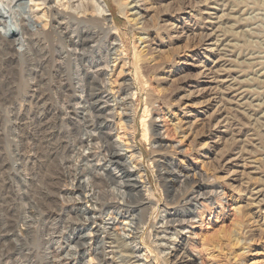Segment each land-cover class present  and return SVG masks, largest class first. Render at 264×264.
I'll return each instance as SVG.
<instances>
[{
  "label": "rangeland",
  "instance_id": "obj_1",
  "mask_svg": "<svg viewBox=\"0 0 264 264\" xmlns=\"http://www.w3.org/2000/svg\"><path fill=\"white\" fill-rule=\"evenodd\" d=\"M105 1L123 44L110 56L106 87V62L98 59L107 52L101 22L99 40L77 60L73 45L51 32V26L63 27L50 3L33 9L34 21L45 10L48 16L33 22L41 29L48 22L43 31L49 34L37 35L40 43L30 42L23 55L0 44V264L89 258V250L78 253L72 233L81 227L76 235L86 236L85 228L97 229L105 213H97V222L90 218L86 209L93 202L74 178L97 171L92 164L105 151L85 142L96 124H116L119 114L133 136L126 143L113 136L128 149L121 162L135 174L124 173L125 179L132 188L137 177L149 196L143 191L142 199L133 188L127 195L132 216L136 209L146 212L132 237L121 219L94 232L91 245L102 264H264V0ZM84 3L97 14L93 0ZM79 71L90 73V103L81 94ZM102 95L115 99L107 104L115 117L103 111ZM155 118L162 147L159 135L151 129L146 135L144 128ZM81 152L94 155L85 160ZM104 176L108 182L96 184L101 204L119 189ZM196 180L213 187L203 188L198 203L181 202L178 194ZM185 209L196 214L191 222H168ZM131 246L140 248L139 256Z\"/></svg>",
  "mask_w": 264,
  "mask_h": 264
},
{
  "label": "bare ground",
  "instance_id": "obj_2",
  "mask_svg": "<svg viewBox=\"0 0 264 264\" xmlns=\"http://www.w3.org/2000/svg\"><path fill=\"white\" fill-rule=\"evenodd\" d=\"M30 1H33L34 4L33 5L29 4L27 2V0H0V44L4 45V46L7 45V46L11 47L12 49H14L18 54L23 55V54H25L26 50L28 51V45H29L30 42L33 41L34 43H36V42L40 43V38H38L37 35L40 34L39 32H41V33L44 32L45 34L47 33L46 31H43V27L44 26L46 27L48 22L45 20V24L42 27V29L40 27L34 25L33 22L34 23L35 22L39 23L38 22L39 19H46V17H48V16H47L46 10H45L41 14V16H38L40 18L37 21H34L33 18H35L34 17L35 13H33V9H34V7H37L36 9H38V8L41 9V7H40L41 5H46V4L49 5V3H50V6H49L50 10L55 9V12H54L55 13L54 16H56L55 20H59V19H57V17L60 18L61 21L59 22V25H60L59 27L60 28L63 27V31L59 30L60 31L59 32L57 30V28L55 27V25L51 26L52 27L51 32H56L59 35L61 34L62 38L65 37L67 39L68 43L70 42L73 45L72 56H74V59L77 60L79 57L84 56V54L87 51V48L92 46L91 43L95 42V40L98 39L99 34L101 32L102 33L104 32L103 33L104 34L103 35L104 36L103 42H104V46H105V49H106L107 52H106V55H103L102 58L100 57L98 59L101 60V61H103L102 59H105V62H106L105 64H106V69L107 70L106 69H105L106 71L103 70L104 71V78L102 80V82H103L102 86L106 87V85H105L106 83H108V82L111 83V79L110 78L109 79L106 78V75L108 74V71L113 69V67L111 65L110 56L112 54H115V52L117 50H119L120 45L123 46V44L119 43V37L117 36V31H118L117 26L114 24L113 21L109 20L108 15L110 13V8H109L107 2L105 0H93L92 8H93L94 11H97V14L95 15V14L92 13V11H91V14H89L90 13V11L88 9L89 7L87 5H85L84 0H81V1L76 0V1H78L77 2L78 4L77 3L74 4L73 0H30ZM81 13H83L84 17H80V15H78V14H81ZM99 22L102 23V26H101L102 27V31L100 33H99V31L98 32L95 31L96 30L95 29L96 24L99 23ZM28 31L32 32L31 36H29V37L27 35ZM47 34H49V32ZM51 34L52 33H50V35ZM38 43L36 45H38ZM93 49H95V48H93ZM58 50H59V48H58ZM113 60H115V59H113ZM98 72L99 71H97L96 73H98ZM83 73H82V71L81 72L79 71V77L80 78H79V83L78 82L77 83L81 87V94H82L83 98L86 100V102H89L90 99L94 98L95 94H94V92L92 90H90V88L89 89L87 88L88 90L86 89V84H87L86 83V79H87L88 74H90V73L86 72V74L84 73V75H83ZM101 97H102V102L101 103H103V105H104V107L102 106V108L104 109L103 111L106 112L105 114L107 116H109V117L112 116V114H113V116L115 117L117 115V113H116L115 110H113L114 108H110L109 106H111V105L107 106V104L111 103L115 99L112 100L111 97H109L108 95H102ZM97 109H98V107H97ZM99 110H101V109H99ZM109 111H111L110 112L111 115L108 113ZM92 113H93V111H92ZM96 116H99V115L96 114ZM92 117L95 119V115L94 114H92ZM119 117L121 119L116 124L110 122L109 120H107L104 125L103 124H100V125L96 124V126L92 129L93 133H91V131L89 132L92 135L90 134V137L88 138L87 142H85L86 143V147H89V149L91 147H98V148L100 147L99 149H101V151H102V149H104L105 154H106V156H104V158L105 157L108 158L107 159L108 163L106 165H102L103 164L102 160L104 158L102 159V157H101V158L98 159L99 164H95V162H94V164H92V165L96 166L95 170H97V171H90L92 173V174L90 173L91 176L86 177L84 179L80 173H77L76 176H75L76 178H74L78 182L77 188L78 189H82L85 192L88 190L87 193H89V195L88 194L87 195H88V197L91 198L89 200L93 202L92 203L93 207L86 209V211L88 213H90V218L94 219V222H97L98 221V220L96 221V219L98 218L97 213L98 212L101 213V214L105 213V215L101 216V218L104 217L102 223L101 224H96L97 225L96 226L97 229H94V225H89L88 227L85 228V230L87 231L86 232V236L83 233V231L80 232V234L76 235V231H80L82 229L81 227L76 228L75 231L72 233V237L77 242V244H76L77 246L76 247L79 248V249H77L78 253L80 255H83V256L86 255L85 254V250H89L90 253H91L87 260H85V258H80L79 264H102L103 263V261H104L103 258H101V256L97 253V248H94L91 245V242H92V239H93L92 237H93L94 232L97 233L100 230H103V229L105 230L106 226L103 224L105 221H112L113 220L114 222H116V221L119 222L120 219H121L122 220L121 223L123 224L125 232L128 235V237L129 236L132 237L134 235V233H136V231L146 221L145 220L146 219V214H145L146 212L143 213L144 211L141 210V208L139 210L136 209V217L131 215V208L133 206L130 207L131 201H130V198H127V195L132 193L130 191L133 188V189H135L137 191V194L139 195L140 198L145 199V198H143V197H145V194H143V191L144 192L146 191V193H147L146 196L148 195V191H147V189H144L145 187H147L146 185H138L139 184V180L137 179V177L133 179V181H134L133 182L134 183L133 187L132 188H130V186L128 187V184H127L128 181L125 179L126 176H124V173L129 174V176H131V178L135 175L133 173V171L130 169L131 166L128 165L127 162H125V161L121 162L122 158H124V156H125L124 154L127 153L128 149L126 151H124V149L122 148L124 145H121L119 143V141H116V139L113 140V136L117 134L119 139L123 140V143L124 142L126 143L129 139L131 140L132 139L131 137H133V136L129 137V134H131V132H129L128 129L124 126V124L122 122L121 114H119ZM85 118H88V116L85 117ZM97 120H98V118H97ZM159 121H160L159 118L158 119L157 118L152 119L150 121V123L145 124L144 128H145V131H146V135L149 134V131H150L149 129H151L155 134L159 135V138L156 140V142L158 143V146L162 147L164 145V141H163V135L159 131L160 130V125L158 123ZM94 122H95V120H94ZM91 128H92V126H91ZM83 142L81 141L82 144H83ZM85 143H84V146H82V147H85ZM97 150H95V151H97ZM95 151H94V154H95ZM98 153H97L96 156H99ZM85 154H86L85 152H84V154H83V152H81L79 156L80 157H84V159L86 160V159L92 158L93 155H94L92 152H90L89 154H86V155ZM92 165H90V166H92ZM66 168H68V167H66ZM78 168H79V166H78ZM83 168H85V167H83ZM85 169H83L82 171H84ZM105 174H106V176L109 177V179L112 180L113 183H117V184L119 183V189L117 191V188L113 187V189H111L112 191H110L111 192L110 195H112L113 197L109 201L106 200V202H103L104 204L103 203L101 204L99 202V199H98L99 198L98 196L100 195V193L96 191V184H100L99 181L108 182L105 179V176H104ZM183 176H185V178H186L185 181H187V178L189 177V174L188 173H184ZM183 176H180V177L182 178ZM65 177L67 178V175H65ZM178 179H180V178H178ZM76 180L74 182H76ZM104 184H105L104 185V189H107V188H105L106 183H104ZM76 185H77V183H76ZM205 187H213V185H211V183L210 184L207 183V184L204 185L200 181L199 182L198 181L197 182H193V184L191 185L190 189L185 190L184 193L178 194L180 199H181V202H184V203L196 202V203H198L199 199L201 198V196L204 195L202 190ZM100 188H102V187H100ZM111 188H112V186H111ZM104 189H101V190H104ZM108 190H110V187H109V189H107V191ZM98 191H100V190H98ZM106 192H104V193L106 194ZM102 194L103 193L101 192V195ZM60 195H62V194H60ZM131 196H133V195H131ZM85 198H87V196ZM77 199L78 198H76V200ZM142 202L144 203L143 200H142ZM80 203H81L80 201L77 202L78 205ZM139 204L140 203H138V205ZM195 217H196L195 213L185 209L181 213H178L177 215L172 216L171 219L168 218V222H175V223L184 225L185 223L191 222ZM118 237L119 236H113L112 238H114L120 244V242H122V241H120L121 238H118ZM76 239H78V241ZM82 240H83V242H80ZM139 249L140 248H138L137 246H131L130 247V250H131L132 254H135L136 257L139 256L138 255V253L140 252ZM83 261H84V263H83ZM186 263L187 262H185V261H181V264H186Z\"/></svg>",
  "mask_w": 264,
  "mask_h": 264
}]
</instances>
